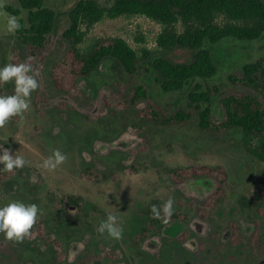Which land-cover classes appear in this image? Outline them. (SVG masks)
Instances as JSON below:
<instances>
[{"label": "rangeland", "instance_id": "obj_1", "mask_svg": "<svg viewBox=\"0 0 264 264\" xmlns=\"http://www.w3.org/2000/svg\"><path fill=\"white\" fill-rule=\"evenodd\" d=\"M56 12L48 51L36 63L40 87L32 94L31 109L16 121L0 128V145L29 164L13 176L0 180V207L18 200L41 209L32 234L13 243L0 234V264H264L255 256L248 239L255 223L264 232V163L244 148L240 131H202L198 122L186 126L160 127L141 117L143 104L125 108L137 86L144 85L163 116L186 104L189 86L167 93L156 82L148 64L128 74L121 65L106 60L97 73L82 80L74 93L60 92L51 69L68 49L63 33L70 25L69 14L80 0H43ZM108 6L110 0H97ZM0 67L23 57L16 32L7 31L4 7L19 8V0H0ZM20 18L26 19L22 11ZM162 26L142 15L104 18L90 30L87 47L95 39L119 37L141 55L143 49L162 52L157 38ZM218 67L217 75L199 82L212 93L213 117L224 119L221 100L234 92L228 76L247 63L264 58V35L254 41L228 39L210 46ZM168 58L188 63L193 56L177 48ZM14 84H0V95H11ZM40 105V111L34 106ZM53 149L68 160L54 171L40 167ZM2 154V152H0ZM222 166L228 173L227 196L208 219L197 208L215 188L209 178L174 184L178 170L193 166ZM2 166V165H0ZM92 168L104 177L90 180ZM35 173L38 182L29 183ZM174 198V212L186 220L155 224L152 205ZM108 214L119 218L124 231L120 240L97 233ZM242 228V243L231 245L229 224ZM186 235L181 242L179 237Z\"/></svg>", "mask_w": 264, "mask_h": 264}, {"label": "trees", "instance_id": "obj_2", "mask_svg": "<svg viewBox=\"0 0 264 264\" xmlns=\"http://www.w3.org/2000/svg\"><path fill=\"white\" fill-rule=\"evenodd\" d=\"M102 6L97 0H80L69 14L70 25L63 33L68 49L51 69L55 87L63 93H74L82 80H88L97 73L101 65L109 59L118 62L130 75L135 74L140 64L151 66L163 91L181 92L191 86L186 104L178 107L170 116H163L159 107L150 98L146 86L136 87L131 99L122 104L133 108L143 104L140 115L145 120L160 127L186 126L194 121L202 131L226 133L240 131L245 150L264 163V58L247 63L240 72L231 73L228 82L234 92L221 100L224 119L217 122L213 117L212 93L200 80H210L218 73L210 46L228 39L254 41L264 35V0H110ZM20 7H4L16 16L22 27L16 32L24 56H16L13 63H20L28 56L36 57V63L48 51L55 27L56 12L45 6L43 0H19ZM1 10V8H0ZM22 11L27 18L22 19ZM146 16L162 26L157 38V47L162 52L155 53L143 49L141 55L130 44L119 37L95 39L87 47L88 30L108 17ZM181 48L192 53V60L179 63L168 58L167 53ZM36 66V65H35ZM40 111V105L34 100ZM17 120L16 118L12 119ZM3 165L0 166V169ZM90 180L104 177L92 168L85 170ZM14 174L0 171V180ZM196 178H209L215 188L197 208L203 219L211 217L212 211L227 196L228 173L222 166H193L178 170L172 176L174 184H183ZM186 220L182 212H174L167 223ZM156 225L164 224L155 219ZM231 245L242 243V228L236 222L229 224ZM186 235L179 237L183 242ZM248 246L255 256L264 258V232L262 223L257 221L248 239Z\"/></svg>", "mask_w": 264, "mask_h": 264}, {"label": "clouds", "instance_id": "obj_3", "mask_svg": "<svg viewBox=\"0 0 264 264\" xmlns=\"http://www.w3.org/2000/svg\"><path fill=\"white\" fill-rule=\"evenodd\" d=\"M2 7V5H0ZM7 31L15 33L22 27L16 16H7ZM36 57L28 56L23 62L8 63L0 67V84H14V92L11 95H0V128H4L13 118L21 117L31 109L32 94L40 87L37 77L40 75L36 68ZM0 171L14 174L23 169L29 162L21 155H14L10 148L0 145ZM68 160L67 154L59 149H53L40 165L41 168L54 171ZM38 176L33 173L29 177V183L38 182ZM174 198L169 197L161 205H152L151 218L159 219L167 223L174 213ZM41 209L35 203L26 204L13 200L0 207V234L13 243H22L32 234L31 230L38 223ZM97 233L107 235L108 238L120 240L123 237V227L116 215L108 214L96 228Z\"/></svg>", "mask_w": 264, "mask_h": 264}]
</instances>
